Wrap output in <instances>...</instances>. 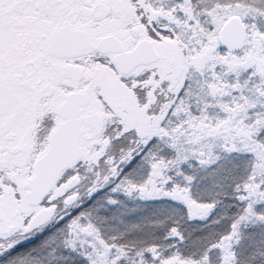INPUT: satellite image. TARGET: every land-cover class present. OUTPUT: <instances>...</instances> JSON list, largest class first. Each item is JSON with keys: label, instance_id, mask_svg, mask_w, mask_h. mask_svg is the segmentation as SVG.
Listing matches in <instances>:
<instances>
[{"label": "snow or ice", "instance_id": "1", "mask_svg": "<svg viewBox=\"0 0 264 264\" xmlns=\"http://www.w3.org/2000/svg\"><path fill=\"white\" fill-rule=\"evenodd\" d=\"M0 264H264V0H0Z\"/></svg>", "mask_w": 264, "mask_h": 264}]
</instances>
